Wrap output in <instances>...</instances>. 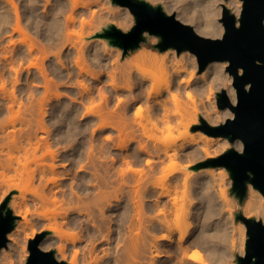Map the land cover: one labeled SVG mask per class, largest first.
<instances>
[{
  "label": "bare ground",
  "instance_id": "1",
  "mask_svg": "<svg viewBox=\"0 0 264 264\" xmlns=\"http://www.w3.org/2000/svg\"><path fill=\"white\" fill-rule=\"evenodd\" d=\"M9 1L13 3V0ZM188 2L187 0L186 4ZM191 2L190 4L196 3L193 4L197 6L195 7L197 13L192 9V5L190 10H188L190 5L187 6L184 12L189 18H185L183 21L195 22L193 27L197 33L213 38L222 37L223 28L217 23L216 18L221 15L223 4L234 12L237 18L240 17L243 7L242 0H193ZM93 5L101 6L100 10L92 8ZM103 7L104 4H99L98 0H45L42 21L46 26L45 31H48L46 34L48 43L39 46L36 42L30 41L27 44L24 54L34 55L36 53V61H31L28 65L26 80L34 82L36 87L42 85L46 90L50 89L51 84L57 83L59 79L63 78L64 69L68 71V77L65 79H74L73 71L62 59L66 47L74 48L77 68V70L75 68L77 74L75 81L87 93V95L80 93V97L91 99V102H88L89 105H85L86 100L83 102L84 104L82 103L87 109V115L92 116L85 119L89 121L90 126L94 123H97L98 126L92 128L89 143L85 136L89 126L76 125L74 128H58V132L55 133L58 137L56 142H50L46 135H41L42 138L36 136L34 139L32 131L26 133L24 138L26 144L22 147L26 161L18 166L10 163L9 167L16 174H26L30 185L39 181L40 188H26L20 195L21 201L13 202L14 211L22 217V221L8 234L9 248L1 249L0 264H12L11 251L18 245V235L26 226L31 225L32 217L35 214L41 218H48V223L43 224L44 229H48L52 235L59 239V242H42L41 247L57 244L59 250L57 258L70 264H212L203 258L201 251V246L212 242L215 236V232H210L209 229L217 231L219 227L214 221L213 223L210 221L215 209H213V204L211 206L209 204L212 197L207 193V190L216 180L215 177L223 176L224 173L220 170L203 173L202 170H198L201 167L196 166H192L193 171L187 170L188 167H184L181 163L185 159L195 162L203 157L212 158L218 151L223 152L229 146H234L242 152L243 141L238 138L232 143L228 137L213 136L204 131L199 137L186 136L177 144L171 139H162L160 134L180 126H184L188 133L190 127L199 121V116L212 125H218L228 118H233L235 113L229 107L220 110L211 103L209 108L203 110L200 115L198 113L189 115L173 113L168 107V101L161 97L170 89V81L165 80L159 86L150 85L145 90V96L141 89L136 92L137 88H135L137 85L140 86L145 79L141 78L131 65H121L119 71H117L118 67H116L117 69L115 67V69H107L111 89L115 92L124 91L127 93L126 95L129 94V97H125L122 110L116 115L114 114L116 109L109 106L111 96L105 95V90L103 91L102 87V90L99 88L98 91L103 97L101 100L104 101V98L106 100V102L104 101L106 108L102 104L106 110L101 108L100 103L95 104V98L93 99L89 92V86L87 87L86 81H83L87 76L95 75L94 80L100 78L102 70L99 71V74L98 72L95 74L93 73L95 68L92 69L87 64L89 56L100 60V55L97 50L91 47L94 45L93 43L88 44L81 40L78 44L74 41L73 34L76 33L78 24L82 27L88 25L94 30L91 33L93 36L101 33L109 22L114 25L122 24L117 20L119 16L117 17L111 9L108 11L109 14H103L101 12ZM121 10L128 14L127 8ZM49 12L52 13V17ZM105 17L108 19L105 20ZM27 19L30 17L27 16ZM15 23L13 31L23 33L25 40H29L28 34L33 29L31 22L23 26L18 19ZM39 28L40 26L38 30ZM144 35L147 33L144 32ZM83 41L84 43H82ZM108 42L109 39L105 38L102 43L106 45ZM183 52L188 51L184 50ZM167 54L179 57L174 49L164 54L144 45L138 59L163 65ZM191 56L194 57L198 66L197 55L191 52ZM53 57L57 63L50 67L47 66L46 62ZM40 58L41 62H39ZM51 62L53 63V61ZM13 65H10L9 69L12 70L15 81L25 79L21 68ZM228 65V60L212 61L195 80H193L192 73L187 79L181 76L186 68L184 65L178 66L174 71V82L178 86L175 87L176 93H170L171 96L177 99V95L181 94L182 89H185L186 92L189 91V96L197 91L204 94L210 92V95H207L209 100L211 90L213 86H216L217 90L225 89L231 102L236 104L237 90L233 84L234 77L226 70ZM118 73L120 76L117 77ZM1 74L0 80H2ZM78 77H83V79ZM117 78L122 80H120L121 83L117 81ZM70 83L72 85L74 82ZM190 87L194 91L188 90ZM99 93L98 96H100ZM81 100L82 98L77 101L81 102ZM121 102H123V97H118V106ZM45 104L44 99L39 102L41 117L38 119L37 130L41 133L49 132V126L44 120ZM64 107L69 108L66 104ZM72 107L77 111L78 107ZM133 107L134 111L131 113ZM63 115L64 122L70 119L67 112ZM95 117L98 118L97 122L94 120ZM102 129H110L111 132L105 135L97 132ZM78 135H81V138ZM116 138L118 142H115ZM62 143L63 145L60 146ZM59 146L60 148H57ZM212 147L215 150L214 154L210 150ZM42 148H45L46 153L50 155L49 164L37 161V151ZM112 150H116V152H112ZM31 161L37 162V166L35 165L34 169L29 170ZM59 161L61 163H58ZM59 166L63 171H57ZM50 174L51 176H49ZM58 175H62L60 182L57 180ZM68 175L73 177L69 183H67ZM190 179L194 182V186L191 185V187H195V190L192 189L199 194L202 193L200 194L202 201L198 200L207 204L206 210L204 208L203 211L196 207L195 214H198V219H200L201 230L195 234L190 227V221H188L189 223L184 222L191 213L187 210L189 205L186 207L183 201L181 203L183 206L178 204L179 200L176 198L178 195H174V193H178L176 191L180 190L178 186L182 187L179 184L180 181L184 180L182 181L185 183L183 186H189L188 181L192 182ZM172 183L175 184V187L179 184L178 188L174 189ZM250 191L251 198L246 206L245 216L262 219L264 222V195L252 183ZM222 193L224 201H226L223 190ZM200 196L197 197L200 198ZM148 198L153 200H148ZM47 205H54L55 210L50 214L40 212L39 209ZM177 207L180 212L174 213V217H172ZM183 216L184 218H182ZM38 224L40 223L38 222ZM240 226L243 231L246 229L245 224L242 223ZM35 233L36 231L33 232V234ZM66 242L80 246L76 249L74 247V253L70 251L69 254ZM44 243L46 246H43ZM214 246L215 244L212 243L209 247L208 256L212 257L216 254ZM244 246L246 244L242 240L239 246L242 255L246 251Z\"/></svg>",
  "mask_w": 264,
  "mask_h": 264
},
{
  "label": "rangeland",
  "instance_id": "2",
  "mask_svg": "<svg viewBox=\"0 0 264 264\" xmlns=\"http://www.w3.org/2000/svg\"><path fill=\"white\" fill-rule=\"evenodd\" d=\"M146 1L155 6L161 5L167 14L169 15L174 14L176 18L182 22H184L183 19L189 18V16L186 15L184 12L187 6L190 5L188 8V10H190L191 9L190 7L192 5V9L195 11V13H197V10H195L196 9L195 7L197 6L193 4L195 3L193 2V0H188L189 4L188 3L186 4L187 0L186 1L185 0H146ZM98 2L99 4L100 3H102V5L104 4V7L102 9L106 8L105 10L101 9V12L103 14L108 13V11L111 9V11H113L117 15V17L119 16L117 20L118 22L121 21L122 24L121 25L115 24V25L121 28L123 31H129L136 24L135 16L131 12L129 7L122 6L118 3H115L113 2V0H98ZM190 2L192 4H190ZM44 3H45V0H33V1L32 0H13V3H11L9 0L7 1L0 0V70H1V73L3 72L2 74L0 73L2 75V78H1L2 80H0V204L5 200V198L8 195H11L9 206L12 208L13 213L17 216L16 225L14 229L17 226H19V224L22 221V217L15 213L14 208H13V202L16 201L19 203L21 201L20 195L22 192L25 191L26 188H32V189L40 188V183L38 184L39 181L37 183L34 182L33 185H30L29 181L27 180L26 174H22V175L16 174V172L14 170H11L9 167L10 163H13L14 165L18 166V165H21V163L26 161V158H25L26 155L24 151L22 150V147H24L26 144L25 139H24L26 133L28 131L29 132L32 131L34 139H36V136L37 137L39 136L40 138H42L41 135H46L48 136V139L50 142H56L57 141L56 138L58 137L57 135H55V133L58 132V128L68 129L72 127L74 128L76 127V125L77 126H80V125L89 126V130H87V133L85 135L87 139V143H89L91 139L90 137H91L92 128L98 126L97 123H94L92 126H90V124L88 123L89 121L85 119L89 117L90 115H87L86 113L87 109L84 106L87 104L89 105V103L91 102V99H89V97H86V98L80 97L81 94L87 95V93L86 91L84 92V90L80 88V85L77 83V81H75V78L77 77V74L75 73L77 68L75 65L76 51L74 50V48H70V46L66 47L65 52L62 55V59L66 62V65L73 71L72 74L74 76V79L73 78L70 80L68 78L65 79L66 77H68L67 76L68 71L64 69L63 78L59 79L57 83L51 84L49 90H46L44 87H42V85L40 87H36L34 85V82H31V81L27 82L26 80V75H27L26 70H27L28 65L30 64L31 61H36V58H35L36 53L34 55H29L28 53L24 54V52L27 49L28 42L34 41L39 46L45 45L46 42L48 43L47 41L48 35H46L48 34V31H45L46 26L43 25L44 22L42 21L43 20L42 15H44V12H43ZM100 7L101 6L98 7L96 5L92 6V8H96L99 10H100ZM122 8H127L128 14L125 13L124 10H121ZM49 15L50 17H52L51 12H49ZM121 15L124 16V18L121 19L122 17ZM27 16H29L30 19H27ZM106 17H105V20L108 19ZM221 17H222V13L219 17L216 18V21L222 26L223 28L222 32L224 33L225 27H224L223 22L221 21ZM18 19H20L23 26L31 22L33 29H32V32L28 34L29 40H25V36L23 35V33L13 31L14 30L13 28L16 25L15 22ZM49 21H51V19H49ZM184 23L195 26L194 24L195 22L191 23L190 21L189 22L186 21ZM109 24L110 22L106 24L105 27L108 26ZM39 26L40 28L38 30ZM76 29H77L76 33L73 34L74 41L77 42L78 44L81 40L88 42V44L93 43L94 45L91 47L97 50L100 55V60L93 59L92 57L89 56V59H87V64L91 66L92 69L95 68V70H93V73L95 74L97 72L99 74L100 70L103 71V74H102V71H100L101 75L99 79L94 80L93 78L95 77V75L93 77L87 76L85 77L86 79L84 78L83 82L86 81L85 82L87 84L86 86L87 87L89 86L88 89L90 90L89 92L92 94L93 99L95 98L94 99L95 104L100 103V105L103 104L104 106L106 104L105 98H104L105 102L102 101L103 99L101 100L102 96L100 95L98 91L99 88L101 89L102 87L103 91L105 90L104 91L105 95H107L108 97L111 96L110 97L111 103L109 106L112 109H116V111L114 112L115 115L117 114V112L122 110L125 99L129 97V94L126 95L127 93L124 91L115 92L114 90L111 89V86L109 85L110 78L108 77L107 71L111 70V68H114V67L115 68L118 67V69L117 68L116 69L117 71H119V68L121 65L133 66V69L138 72L139 76L145 79V81L140 86L138 85L135 86V88H137L136 92L140 91L141 89L143 91V94H145V96H146L145 90L147 87L153 84H155L156 86H159L165 80H169L171 87L161 97H164L168 101V107L170 111L173 113L186 114V115L198 113V115H200L202 114L203 110H207L209 108L210 103L215 108L220 109V110L222 109L218 106V103H217V97H218L217 94L222 89L217 90L216 86H213L209 100H208L207 95H210V92H207V94H204V93H201L200 91H199L200 93L197 91L191 94L192 98H190L191 95L190 96L188 95L189 91L186 92L185 89H182L181 94L177 95L178 97L177 99H174L173 96H171L170 93L171 92L176 93L175 87L178 86V84L174 82V71L178 66L184 65V67L186 68L185 72L182 73L183 75H181L185 77L186 79L190 76V73H192L193 80H195L197 79V77L200 76L202 72L199 69V62L197 61L198 62V66H197L196 65L197 63L195 62L196 60L194 59L193 56H191V51L187 50L188 52L182 51L179 53L177 49L174 47H170L168 49H162L160 47V43H161L160 36L156 34H151L145 31L147 33V35H145L146 39L141 42L140 47H138L137 49L129 50L125 53L123 48H121L120 46L111 45L109 44V42L106 45L104 44L105 45L104 46L102 42H103V39L105 38L100 37L98 35L96 36L91 35V33L94 30L88 27V25L85 27H82L81 25L78 24ZM206 37H210V36H206ZM84 41L82 43H84ZM144 45H148V48H153V50L160 51L161 53L163 52L164 54L169 53L172 49H174L179 57L176 58L173 56V54H171V56L167 54L163 65H161L160 63H150L147 61H142L138 59V56L141 52V49H143ZM180 56H183V57L181 58ZM54 58L55 57L51 58V60H48L46 62V65L50 67L52 64L53 65L56 64L57 60ZM51 61H53V63ZM39 62H41V58L39 59ZM9 64L10 65L14 64L13 66L21 68V71L24 73L23 78L25 79H22L18 82L15 81L13 72L11 69H9L11 67ZM104 66L106 67L104 68ZM101 67L102 69H100ZM33 70H35L34 67H33ZM118 76H120V73L117 74V77ZM3 77H5L4 80H3ZM78 78L83 79V77H78ZM120 80L121 79L117 78V81H119V83H121L122 81ZM70 82L72 83L74 82V83L71 85ZM188 90L191 91L193 89H191L190 87L188 88ZM98 93L100 96H98ZM118 97H121V98L123 97V102H121L119 106H118ZM81 98H82L81 102L77 101V100H80ZM83 98H84V101H83ZM43 99H44V102L46 103L44 106V110L46 111L44 120L46 124L49 126V132L47 133H41V132H38L37 130L38 119L41 117L40 109H39V102L41 100L43 101ZM83 102H85V105H83L84 104ZM64 104H66L67 107L69 106V108L64 107ZM103 105L101 106V108L103 107ZM72 106L76 108L78 107L77 111L73 110ZM105 108L104 110H106ZM133 111H134V107L132 108L131 113ZM65 112H67V114H69L70 116V119H68L66 122L63 121L64 119L63 113ZM200 118L201 116H199V121L190 127L188 133H186L187 129L184 126H180L178 128H174L171 131H166L160 135L162 139H165V140L171 139L177 144L180 143L186 136H189V135H194L196 137H199V135L204 132L201 129H196V126L201 123ZM94 120L95 122H97L98 118L95 117ZM97 132H101V134L105 135L111 131L110 129H102V131L98 130ZM78 137L81 138V135H78ZM115 142H118L117 138L115 139ZM62 145L63 143L60 144V146ZM60 146L57 148H60ZM230 148L236 149L234 146H229L223 152L227 151ZM210 150L212 154H214V151H215L214 147H212ZM216 150H219V149H216ZM112 152H116V150H112ZM223 152L218 151V153H216L212 158L219 156ZM37 155H38L37 161L48 163V164L50 163V160H51L50 155L46 153L45 148L39 149L37 151ZM208 159L210 158L203 157L195 162L190 159L189 160L185 159L182 161L181 164L184 167H188L187 170L191 169L193 171L192 166L200 167L201 163L207 161ZM58 163H61V161H59ZM35 165L37 166V162L31 161L28 167L29 170L32 168L34 169L36 167ZM58 170L63 171L62 167L60 166L57 169V171ZM198 170L200 171L202 170L203 173H206L209 171L218 172V170H220L221 172L224 173L223 176H216L215 177L216 180L211 184V187H209V189L207 190V193L210 195V197H212L210 198V200L211 199L213 200V201L211 200L212 203L210 201L209 204L210 206L213 204V207H214L213 209H215L213 215H211L212 217L210 218L211 219L210 221L212 223L214 221V223H216V225H218L219 227L217 231L213 229L211 231V229H209L210 232H215V236L212 242H209L208 244L201 246L203 258L207 260V262L212 263V264H237V255H242L239 251V246L242 243V240L246 244V239L248 236H247V228L243 231L240 226V224L242 223L245 224V223L242 222L240 219H237L236 214L242 213L245 215L246 206L248 204L249 199L251 198V191H250L251 183L250 182L248 183V192L246 194V197L244 198L242 202H239V200L231 192L232 179L229 175V170L225 166H217V167L211 166V165L206 166V167L202 166ZM49 176H51V174ZM60 177H62V175H58L59 179L57 178V180H59V182L61 181ZM72 178L73 177L71 175H68L67 183L71 182L73 180ZM182 181H180L179 183L181 184L182 187L178 186L179 184H177L180 190L176 191L178 193H174V195L176 196L177 194L178 195V197L176 196L177 200L181 201V202L178 201V204L180 203V205L183 206V204H181L183 201L186 207L189 205L187 210L189 213L190 212L191 213L189 214V216H187V218L189 217L188 219L186 218H185L186 220L184 219L185 220L184 222L190 221V227L192 231L194 232V234L199 233L201 230V227L199 226L200 219H198V214H195L197 212L196 207H198L199 209L203 211L204 208L207 207V204H203L205 202L203 203L200 202L202 201L201 199L202 195L200 196V194L202 193L199 194L198 192H195L194 191L195 187L194 188L191 187V185L194 186L193 180H192L193 183L188 181L190 183L189 186H183L184 182ZM174 185L172 183V186ZM177 186L176 187L174 186L175 188L174 187L173 188L176 189L178 188ZM222 190L224 191L226 201H224L225 199L223 197ZM31 195L32 194H29V196ZM191 195H192V198L196 196V198H194L195 200L191 198ZM197 196L198 197L200 196V198H198ZM32 197L34 196L32 195ZM178 198H181V199H178ZM198 199L199 200L201 199V200L199 201ZM148 200L152 201L153 199L148 198ZM199 202L202 203L203 205L200 204ZM178 204L177 206L179 207ZM190 204L192 207L190 206ZM202 206L203 208H200ZM178 207H177V210H175L176 212L175 211L173 212L172 217H174V213L176 214L177 212H180L178 211ZM54 208H55L54 205H47V206L41 207L39 210L40 212H45L47 214H50L55 210ZM35 215L32 217L33 219L31 218L32 219L31 225L26 226V228L23 229L18 235V238H19L18 245L16 246L14 250L11 251L12 264H26L27 263V260L30 256L29 241L35 238V236L41 232H44V231L49 232L44 237V239L41 241V243L42 242L47 243L51 241L59 242V239L56 238L54 235H52L48 229H44L43 224L48 223V218H44V217L41 218V216H37V215L36 217ZM182 218H184V216ZM38 222L40 224H38ZM34 231H36L35 234H33ZM239 242L240 244H237ZM9 243H10V238L8 240L7 246L3 248H9ZM41 243H40V247H41ZM46 243H44L43 246H46ZM212 243L215 244L214 247L216 250V254L211 257L210 255L208 256V254H209V247L211 246ZM79 246H80L79 244L74 246L71 242H68L67 249L69 248L70 250L68 249L67 251L70 254V251L71 253L73 252L74 247L76 249ZM41 248L46 251L55 250L56 256H59L58 254L59 250H58L57 244L53 246H48L44 248L41 247Z\"/></svg>",
  "mask_w": 264,
  "mask_h": 264
},
{
  "label": "water",
  "instance_id": "3",
  "mask_svg": "<svg viewBox=\"0 0 264 264\" xmlns=\"http://www.w3.org/2000/svg\"><path fill=\"white\" fill-rule=\"evenodd\" d=\"M242 1L239 18L223 4L221 21L225 31L222 37L200 35L192 25L146 0H113L129 7L136 24L129 31L109 24L98 33L109 39V44L123 48L125 53L140 47L146 39L145 31L159 35L162 49L174 47L179 53L184 50L195 53L200 71L212 61H229L227 70L234 77L238 100L233 104L227 91L222 89L217 94V103L222 109L229 107L235 116L218 125L201 117L196 129L228 137L231 142L238 138L243 141L242 152L230 148L200 165L225 166L232 179L231 192L239 202L246 197L249 182L264 195V0ZM10 200L11 195H8L0 204V251L7 246L8 234L16 225L17 216L9 206ZM236 218L245 223L248 236L246 251L244 255H237V264H264V222L242 213L236 214ZM48 233L41 232L29 241L30 256L26 264H70L59 260L55 250L40 247Z\"/></svg>",
  "mask_w": 264,
  "mask_h": 264
}]
</instances>
